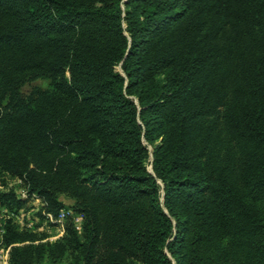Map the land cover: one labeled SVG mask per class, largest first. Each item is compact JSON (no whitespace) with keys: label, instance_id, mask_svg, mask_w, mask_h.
Returning <instances> with one entry per match:
<instances>
[{"label":"trees","instance_id":"trees-1","mask_svg":"<svg viewBox=\"0 0 264 264\" xmlns=\"http://www.w3.org/2000/svg\"><path fill=\"white\" fill-rule=\"evenodd\" d=\"M1 209L7 264H264V0H0Z\"/></svg>","mask_w":264,"mask_h":264},{"label":"rangeland","instance_id":"rangeland-1","mask_svg":"<svg viewBox=\"0 0 264 264\" xmlns=\"http://www.w3.org/2000/svg\"><path fill=\"white\" fill-rule=\"evenodd\" d=\"M33 86H38L41 88H46L49 86L48 80H36L30 83H27L23 86L22 91L27 92L29 91ZM147 168L150 170L151 166L148 163ZM6 182L9 185L17 186L19 184V181L16 179H7ZM16 192L18 196L21 198H26L27 195L25 193V189L23 187H16ZM64 202L68 205V201L64 200ZM42 202L36 198V196H31L27 198V202L22 208V210L19 211L17 215H14V219L19 227V229H27L28 231H32L40 236H46L45 240H55L60 235L61 227L59 223H51L49 219L47 218L46 213L41 210ZM68 210V209H64ZM62 210V211H64ZM1 215L4 214L11 215L10 212L6 211L5 209L0 210ZM38 213H41L43 216L42 218L39 217ZM72 216H76L77 214L71 211ZM66 220V219H65ZM64 220V223H65ZM64 228V226H63ZM68 257L62 259L56 264H67Z\"/></svg>","mask_w":264,"mask_h":264},{"label":"built area","instance_id":"built-area-1","mask_svg":"<svg viewBox=\"0 0 264 264\" xmlns=\"http://www.w3.org/2000/svg\"><path fill=\"white\" fill-rule=\"evenodd\" d=\"M47 218L51 223H59L61 227L60 235L63 232V223L64 220L68 217L71 218L73 225L76 229H80L82 214H77L76 216H72L71 211L64 210L61 211L57 216H53L52 214H46ZM8 260V248L0 247V264H7Z\"/></svg>","mask_w":264,"mask_h":264}]
</instances>
